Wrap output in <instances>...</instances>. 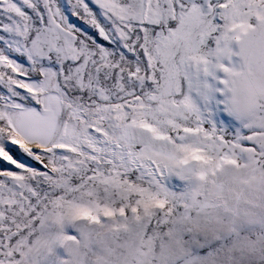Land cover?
<instances>
[{"label":"snow or ice","instance_id":"1","mask_svg":"<svg viewBox=\"0 0 264 264\" xmlns=\"http://www.w3.org/2000/svg\"><path fill=\"white\" fill-rule=\"evenodd\" d=\"M0 264H264V0H0Z\"/></svg>","mask_w":264,"mask_h":264}]
</instances>
